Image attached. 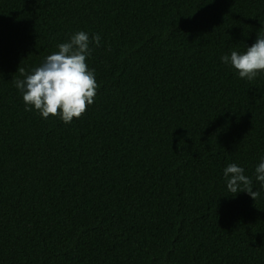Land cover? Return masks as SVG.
<instances>
[{"label":"trees","instance_id":"obj_1","mask_svg":"<svg viewBox=\"0 0 264 264\" xmlns=\"http://www.w3.org/2000/svg\"><path fill=\"white\" fill-rule=\"evenodd\" d=\"M79 31L94 103L25 111L18 68ZM259 32L264 0H0V264H264V72L221 60Z\"/></svg>","mask_w":264,"mask_h":264},{"label":"clouds","instance_id":"obj_2","mask_svg":"<svg viewBox=\"0 0 264 264\" xmlns=\"http://www.w3.org/2000/svg\"><path fill=\"white\" fill-rule=\"evenodd\" d=\"M210 2V0H209ZM101 37L84 31L74 33L66 42L57 45L58 51L46 56L44 61L31 72L23 67L18 72L23 79H15V87L22 93L25 111H36L44 119L58 117L65 124L81 118L88 105L94 103L100 87L95 70L88 66V57L95 44L100 46ZM224 64L238 73L241 79L254 80L264 72V33L259 32L256 41L247 46L243 53L233 50L221 57ZM228 192H247L255 201L258 190H253L252 179L245 169L235 163L223 170ZM256 180L264 187V158L255 168Z\"/></svg>","mask_w":264,"mask_h":264}]
</instances>
